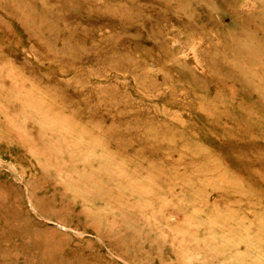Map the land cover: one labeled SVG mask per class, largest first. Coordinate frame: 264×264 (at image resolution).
Returning a JSON list of instances; mask_svg holds the SVG:
<instances>
[{"label":"rangeland","instance_id":"374dc122","mask_svg":"<svg viewBox=\"0 0 264 264\" xmlns=\"http://www.w3.org/2000/svg\"><path fill=\"white\" fill-rule=\"evenodd\" d=\"M0 264H264V0H0Z\"/></svg>","mask_w":264,"mask_h":264}]
</instances>
